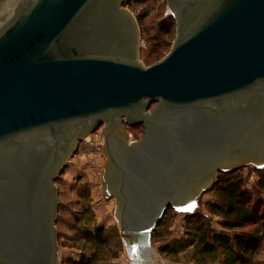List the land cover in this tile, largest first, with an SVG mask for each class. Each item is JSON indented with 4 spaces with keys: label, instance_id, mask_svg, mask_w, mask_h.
Wrapping results in <instances>:
<instances>
[{
    "label": "water",
    "instance_id": "obj_1",
    "mask_svg": "<svg viewBox=\"0 0 264 264\" xmlns=\"http://www.w3.org/2000/svg\"><path fill=\"white\" fill-rule=\"evenodd\" d=\"M122 2L0 0V264H58L54 180L102 124L129 264H155L166 210L194 213L219 171L264 168V0H168L176 40L149 66Z\"/></svg>",
    "mask_w": 264,
    "mask_h": 264
},
{
    "label": "rangeland",
    "instance_id": "obj_2",
    "mask_svg": "<svg viewBox=\"0 0 264 264\" xmlns=\"http://www.w3.org/2000/svg\"><path fill=\"white\" fill-rule=\"evenodd\" d=\"M124 7L134 18L139 30L138 37L144 42L137 55L138 61L144 66H149L163 59L172 49L177 36L175 24L166 32L168 23L174 18L168 0H132L130 5ZM159 40H165L164 49L161 58L154 60V49ZM124 128L139 139L144 134L142 126L134 129L129 126ZM128 139H130L129 135ZM74 148L75 151L65 158L63 169L54 180L59 206L54 222L58 264H73L68 263L67 260L74 262L83 260L85 264V260L92 254H95L96 264H129L116 216V199L115 196H106L102 180L108 158L105 147L97 150L83 139L77 140ZM260 167L255 165L254 161L248 160L241 166H233L232 169L225 171L227 174L223 176L244 180L245 186L254 192V199L257 201V198L264 199V191L257 188L258 181L261 177L264 178L259 172V169H262ZM215 183L205 189V193L200 194L195 202L194 213H178L173 207L166 210L161 218L162 223L156 226L157 229L153 231L151 237L155 264H198L191 259L189 248L186 251L178 248L177 253L180 257H172L173 253L159 250L169 240L185 241L190 237L187 232L193 233L196 226L194 224L198 220L191 216L198 214L202 222L205 221L212 229L226 230L220 223L223 220L222 216L210 210V204L217 201ZM257 190L260 192L256 193ZM97 228H103L104 233L94 238L93 234L96 233ZM86 232H90L91 239L83 237ZM102 238H106L105 243H100ZM259 264H264V259L261 258Z\"/></svg>",
    "mask_w": 264,
    "mask_h": 264
},
{
    "label": "trees",
    "instance_id": "obj_3",
    "mask_svg": "<svg viewBox=\"0 0 264 264\" xmlns=\"http://www.w3.org/2000/svg\"><path fill=\"white\" fill-rule=\"evenodd\" d=\"M132 0H124L123 5L128 6ZM168 23L166 32L171 25H176L175 19ZM165 40H159L154 49V60L161 58ZM142 124L129 125L134 129ZM135 137V134L132 133ZM136 138V137H135ZM139 139V138H137ZM264 175V168L259 169ZM225 171H219L218 179L215 183L217 201L210 204V210L220 214L223 220L220 222L226 230H214L202 222L198 214L191 216L196 220L194 231L187 232L190 236L187 240H169L160 247V252L175 253L172 257H180L178 248L183 250L191 249V259L198 264H259L260 259H264V199H254V192L245 186V181L241 178H224ZM257 188L264 191V178L257 183ZM256 191V193L260 191ZM172 207H169L170 209ZM167 209V210H168ZM166 213V212H165ZM165 215V214H164ZM162 220L158 223L160 225ZM157 225V226H158ZM157 227L154 229V231ZM227 230H233L229 232ZM90 232L83 234L84 238L91 239ZM104 229L97 228L94 238L103 235ZM106 238L100 239V243H105ZM85 264H96L95 254L85 260ZM68 263L84 264L83 260Z\"/></svg>",
    "mask_w": 264,
    "mask_h": 264
},
{
    "label": "built area",
    "instance_id": "obj_4",
    "mask_svg": "<svg viewBox=\"0 0 264 264\" xmlns=\"http://www.w3.org/2000/svg\"><path fill=\"white\" fill-rule=\"evenodd\" d=\"M144 46L143 40H140V48ZM130 140L133 139V135L129 133ZM85 139L88 145L93 146L97 150H102L104 148V132L103 124L98 126L95 130L91 131L88 135V139L84 136L81 140Z\"/></svg>",
    "mask_w": 264,
    "mask_h": 264
},
{
    "label": "flooded vegetation",
    "instance_id": "obj_5",
    "mask_svg": "<svg viewBox=\"0 0 264 264\" xmlns=\"http://www.w3.org/2000/svg\"><path fill=\"white\" fill-rule=\"evenodd\" d=\"M122 3H123V2H122ZM248 99H250V98H248ZM248 99H246V100H248ZM252 102L256 103L253 99H252ZM255 111H256V110H255ZM126 119H127V120H126ZM129 121H130V119H128L127 116L122 115V124H121V125H122L123 132H124L125 135L127 134V129L124 128V127L130 125V124H129ZM134 140H139V139H137V138H133V139L130 140V141H134Z\"/></svg>",
    "mask_w": 264,
    "mask_h": 264
},
{
    "label": "bare ground",
    "instance_id": "obj_6",
    "mask_svg": "<svg viewBox=\"0 0 264 264\" xmlns=\"http://www.w3.org/2000/svg\"><path fill=\"white\" fill-rule=\"evenodd\" d=\"M250 161H254L255 162V159H251Z\"/></svg>",
    "mask_w": 264,
    "mask_h": 264
}]
</instances>
